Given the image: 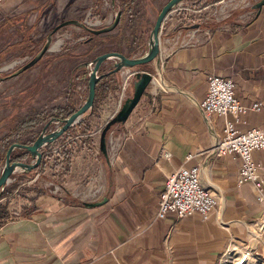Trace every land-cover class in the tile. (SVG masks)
I'll return each mask as SVG.
<instances>
[{
  "label": "crops",
  "instance_id": "1",
  "mask_svg": "<svg viewBox=\"0 0 264 264\" xmlns=\"http://www.w3.org/2000/svg\"><path fill=\"white\" fill-rule=\"evenodd\" d=\"M108 4L112 8L119 1L0 0L7 12L3 24L14 23L22 31L27 21L53 19L81 32V22L90 15L102 19L103 27L109 19L100 14ZM169 17L161 28L159 56L148 65L114 74L117 82L105 81L120 94L133 72H147L153 79L127 121L110 132L109 153L107 144L101 149L105 127H100L98 144L89 146H97L102 157L96 176L88 183H70L72 190L65 193L54 187L20 194L18 187L29 181H14L7 186L14 189L0 196V264H222L234 247L249 249L264 264V231L258 230L264 204L255 202L253 186H236L238 160L206 154L220 137L223 120L212 116L207 121L199 109L206 78L219 76L235 83L242 105L262 104L260 112L246 116L244 128L264 124V6L245 23H225L200 41L183 44L177 42L179 33H169L170 25L165 28ZM144 33L139 45L130 41V58L146 51ZM116 34L113 30L104 35ZM86 48L82 46L81 53ZM128 48L123 43L120 53L129 57ZM114 62L104 63L99 73L113 69ZM77 77L76 90L85 80L82 73ZM95 121L98 125L100 118ZM188 155L192 157L186 160ZM82 160L73 159L71 173L85 166ZM182 166L198 167L201 185L218 199L208 220L172 214L156 218L166 176ZM37 180L33 178V187ZM259 192L264 196V188ZM86 198L89 202L83 201ZM85 203L101 205L87 208Z\"/></svg>",
  "mask_w": 264,
  "mask_h": 264
},
{
  "label": "rangeland",
  "instance_id": "2",
  "mask_svg": "<svg viewBox=\"0 0 264 264\" xmlns=\"http://www.w3.org/2000/svg\"><path fill=\"white\" fill-rule=\"evenodd\" d=\"M118 1L119 4L114 5L112 8L109 4L105 6L102 14L99 12L101 17L109 19L99 29L112 25L117 11L121 8V1L124 0ZM168 1L136 0L129 8L127 7L124 21L115 30L117 32L123 30L128 36L132 31V25L128 21L135 20L138 22L139 27L138 36H141L144 30L145 36L149 37L156 17ZM257 2L259 0H186L181 2L169 14L170 17L165 22V28L170 25L168 27L169 33H179L177 36L179 44L197 42L205 38L208 34L207 31H212L220 25L249 21L254 15L253 5ZM5 13L7 12H3L0 8V28H4V31L0 29V139L9 135L10 132H14L20 121L30 116L40 114L43 118L47 117L43 123L33 130H28L23 135L21 144L26 145L25 143L35 141L50 119H55L48 118L52 113L55 111L66 112L72 109L76 112L84 103L87 97L88 74L91 68L84 67V64L90 63L89 57L93 55L90 53L88 57L86 52L81 53L80 49L84 45H80V43L87 38L84 22L99 19L91 15L88 18H83L81 32H76L68 26L54 32L62 23L58 25L53 19L36 21L38 23L27 21L23 25L26 29L23 28L22 31L20 28H15L14 23H11V25L9 23L3 24L6 17ZM25 35L30 37L29 41H27V37L25 39L21 38ZM167 37L170 39L172 35L169 34ZM48 39H50V44L41 59L32 68L15 75L20 68L28 64L41 52ZM111 61L113 62V60ZM107 68L111 67L108 66ZM111 70L112 68L108 72ZM81 73L85 76V80L80 89L76 90L74 86L77 85V76ZM112 81L117 82L115 76ZM132 81L133 79L126 80V83H124L126 84L124 87L126 90L122 86L120 94L119 92H113V86L109 81L104 82V84H107L108 89H99L97 96H95L93 108L83 115L80 121L66 131L63 136L41 149L42 162L40 167L29 173L16 171L15 174H19V179L13 178L14 174L7 186L14 181V183L29 181V184L18 187L17 190L20 194L29 193V190L32 193L47 192L49 189H54V187L60 193H65L72 190L70 183H88L89 178L96 176V172L99 170V161L102 160L98 147L94 146V150H92L89 149V146L91 143L98 144L100 127H105L110 118L120 109L125 99L132 96ZM69 91H72V94ZM117 102H120V104L117 105ZM96 118H100L98 125L95 121ZM56 120L60 119L57 118ZM60 126L61 123L55 122L47 128L46 133L53 132ZM120 126L119 124L112 125L108 130L105 139L108 153L110 152L108 141L110 132H114ZM90 134L94 135L89 137ZM92 138L95 142L90 141ZM18 151L25 154L22 163L29 164L32 162L31 157L26 152ZM75 158H82L81 162L85 166L75 167L74 173H71L70 165ZM44 161L45 165L42 167ZM61 162H63L62 166L60 165ZM20 176H22L21 179ZM36 177L38 178L37 185L33 187L31 183L33 178L34 180L37 179ZM75 185L76 183L73 186ZM76 186L80 187L79 185ZM13 187H7L2 194L4 195V192L13 190ZM77 190L81 191V188H77ZM83 201L89 202V198ZM232 250L234 251L226 255L222 264H235L244 255H248L244 264H262L261 260L253 256L249 249L245 251L242 247H234Z\"/></svg>",
  "mask_w": 264,
  "mask_h": 264
},
{
  "label": "built area",
  "instance_id": "3",
  "mask_svg": "<svg viewBox=\"0 0 264 264\" xmlns=\"http://www.w3.org/2000/svg\"><path fill=\"white\" fill-rule=\"evenodd\" d=\"M84 25L89 29H97L102 23L94 19L85 21ZM206 88V95L199 103L203 118L208 121L210 117L216 116L223 120L221 135L206 154L216 159L230 157L238 160L240 165L236 186H253L255 201L262 205L264 196L259 191L264 188V158L261 156L264 153V124L244 128L246 116L251 112H260L262 104L256 102L249 107L242 105L236 97V86L231 79L208 76ZM191 157L188 155L186 160ZM218 205L217 197L201 185L199 168L182 166L166 176L157 199L156 218L163 220L172 214L177 219L198 216L208 220ZM258 230L264 231V220L258 223Z\"/></svg>",
  "mask_w": 264,
  "mask_h": 264
},
{
  "label": "water",
  "instance_id": "4",
  "mask_svg": "<svg viewBox=\"0 0 264 264\" xmlns=\"http://www.w3.org/2000/svg\"><path fill=\"white\" fill-rule=\"evenodd\" d=\"M186 0H169L160 10L158 16L155 19L153 27L149 33L148 41H147V49L146 51L139 57L127 58L126 56L120 53H105L102 55L97 56L94 61L90 63H85L84 67L90 68V72L88 74V83H87V97L82 104V106L71 116L64 120H56L50 119L43 127L42 131L35 139L32 145H22V144H11L4 156V164L0 170V195L4 191L5 187L10 183L11 177L15 174L16 171L20 170L25 173H29L38 169L42 162V153L41 149L46 146L50 145L59 139L61 136L64 135L66 131H68L71 127L76 125L81 117L85 115L88 111L93 108L94 100H95V89L98 81L102 79L104 76L109 74H116L123 69H134L136 67H141L152 63L160 53V32L162 25L168 15L177 7L181 2ZM264 6V0H259L256 4L253 5V9L259 14L260 10ZM120 19V12L116 13V17L114 22L111 26L90 30L91 33L94 35H102L108 34L115 30L119 23ZM69 22H64L59 25L55 30H59L63 27L69 25ZM89 30V28H87ZM53 32V33H54ZM50 44V39L47 40L44 48L41 52L33 58L28 64L24 65L22 68L18 70L15 75H19L24 71L32 68L43 56L46 52L48 46ZM115 61L113 64V69L105 74H99L101 66L106 63L107 61ZM133 79L132 81V96L130 98L125 99L123 104L121 105L118 112L115 116L106 124L105 128L101 134V149L104 150L105 148V135L109 128L112 125H123L127 119L129 118L130 114L134 110V108L139 103L141 97L143 96L144 92L146 91L147 87L150 85L152 79L151 74L147 72H133L127 78V81ZM61 123V126L54 130L53 132H47V128L55 123ZM15 150H20L26 152L32 159V162L29 164L22 163V162H11V155ZM101 204L98 203H85L84 206L87 208H93L100 206Z\"/></svg>",
  "mask_w": 264,
  "mask_h": 264
},
{
  "label": "trees",
  "instance_id": "5",
  "mask_svg": "<svg viewBox=\"0 0 264 264\" xmlns=\"http://www.w3.org/2000/svg\"><path fill=\"white\" fill-rule=\"evenodd\" d=\"M135 1L136 0L121 1V8L117 11V12H120L119 23L116 27L117 29H118V26H120L121 23L125 19V12H126L127 7L129 8L131 6V4H133ZM129 12H130V10H129ZM128 22L130 23V25H132V31H131L130 35H128V36H126V32L123 30L118 31L117 34L114 36H110V35L106 36L104 34L94 35L93 33L90 32V30H96V29L87 30V28H85V34H86L87 38L84 40V42L80 43V45L82 44V45L87 47L86 54L88 57H89L88 54L92 53L93 56L89 57L90 62L94 61V59L97 56L105 54V53H111V52L120 53V48H121L123 43L125 44V46H127V48H128V46H130V41H131V44H135V43H137L138 45L140 44L141 36H138V31H139L138 22H136L135 20H129ZM128 50H129L128 51L129 57H127V58H130L131 57L130 54H132L131 53L132 50L129 48H128ZM99 74H103V73H99ZM113 77H114V74H109L107 76H104L102 79H100L96 85L95 92L98 93L99 89H101V88L108 89L107 84H104V82L106 80H112ZM74 113H75L74 109H72L70 111H66V112L55 111L54 113H52V115L48 116V118L49 119L50 118H55V119L58 118L60 120H64ZM46 119H47V117L43 118L40 114H35L33 116H30V117L20 121V124L17 126V128H16V130H14V132H10L9 135L0 139V167L3 164L4 156H5L8 148H9V146L11 144H21L22 143L21 139H22L23 135H25L28 130H33L39 124L43 123ZM32 142L33 141L25 143V144L31 145ZM24 156H25V154L16 150L11 155V162H21L22 159L24 158ZM62 163L63 162L60 163L61 166H62ZM58 164H59V162H58ZM44 165H45V161L42 163V167H44ZM1 195H3V194H1Z\"/></svg>",
  "mask_w": 264,
  "mask_h": 264
},
{
  "label": "bare ground",
  "instance_id": "6",
  "mask_svg": "<svg viewBox=\"0 0 264 264\" xmlns=\"http://www.w3.org/2000/svg\"><path fill=\"white\" fill-rule=\"evenodd\" d=\"M247 256H248V255H245V257L243 258V260L240 261V262H238L237 264H244L245 261L247 260Z\"/></svg>",
  "mask_w": 264,
  "mask_h": 264
}]
</instances>
